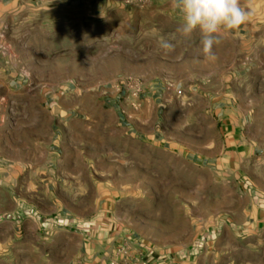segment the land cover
Listing matches in <instances>:
<instances>
[{
    "label": "crops",
    "instance_id": "obj_1",
    "mask_svg": "<svg viewBox=\"0 0 264 264\" xmlns=\"http://www.w3.org/2000/svg\"><path fill=\"white\" fill-rule=\"evenodd\" d=\"M241 4L252 16L239 29L221 36L220 44L214 46L216 59L209 61L203 56L199 31L187 38L177 31L182 16L171 7V0H154L146 9L129 7L125 0H0V100L7 102L0 101V245L40 238L44 217L63 209L72 215H86V211L80 209L85 198L80 192L81 178L86 173H95L93 167L97 160L88 152L86 141L88 131L96 123L86 121L84 107L49 105L46 103L48 94L43 90L26 87L25 71L36 72L29 66L32 62L24 60L26 54L21 39L29 34L34 40H46L45 46L35 47L38 59L35 62L40 65L44 64L41 57L50 60L56 41L61 42L62 48H71L77 38L79 49L122 43L128 50H137L126 55L132 66L128 69L116 67L113 57L94 59V68L87 67L86 57L82 56L85 65L82 80L121 81L133 77L157 83L147 86L138 108L117 99L113 90H107L104 96L109 102L107 113L111 121H100L109 130L107 137H119V142L131 145L136 143L147 152L151 147L163 150L169 146L196 155L194 150L167 133L166 113L172 105L165 104L166 82L178 80L177 86L193 97L216 96L221 98L219 103H228L226 98L230 93L225 76L209 72L208 67L230 62V44L234 50L264 48V0H241ZM72 6H79L77 16L83 22L80 28H55L49 23L58 8L69 11ZM90 8L102 14H92ZM120 14L127 25L142 28H117L118 21L106 22L105 28H81L88 18L110 20ZM32 20L36 21L34 26L29 23ZM161 39L173 43L174 51L165 54L158 48ZM153 57L167 65H183L185 74L178 79L165 73L152 74ZM99 64L101 69H97ZM263 78L264 74L258 73L259 91L264 88L259 84ZM9 102H13L15 111L10 110ZM201 110L206 113L212 110L220 115L219 121H215L222 146V157L218 158L229 163L222 168L221 175L233 179L228 181L239 180V187L245 189L240 204L236 203L232 190L217 198L215 216L225 219L224 229L207 264H264V119L261 117L264 103L258 100V122L250 116L256 109L245 105L210 103ZM72 115L75 117L71 118ZM205 146L211 151L216 142H206ZM133 154V148L126 151L127 158ZM88 160L94 164H88ZM251 163L258 170V179H254L256 198L246 189L245 181L240 180L251 176ZM58 235L76 244L81 242L79 245L83 247L84 238L77 233L60 231ZM69 246L60 244L61 248Z\"/></svg>",
    "mask_w": 264,
    "mask_h": 264
},
{
    "label": "rangeland",
    "instance_id": "obj_2",
    "mask_svg": "<svg viewBox=\"0 0 264 264\" xmlns=\"http://www.w3.org/2000/svg\"><path fill=\"white\" fill-rule=\"evenodd\" d=\"M78 9L79 6H72L69 11L58 8L49 23L55 28H80L83 22L77 16ZM90 11L102 14L94 8ZM114 21H118L117 28H142L127 25L121 14L110 20L88 18L81 28H105L106 22ZM29 23L34 26L36 21ZM20 44L26 54L24 60L32 62L29 66L36 72L25 71L26 87L43 90L48 94L46 103L49 105H82L86 121L96 123L88 131L86 141L88 152L97 160L93 167L95 173H86L81 178L80 192L85 198L80 209L86 211V215H72L63 209L53 216L44 217L40 238L31 237L21 243L12 241L9 245H0V264H207L209 254L216 249L224 229L225 219L215 216L217 198L232 190L236 203L240 204L245 189L239 187V180L228 181L233 179L221 175L222 168L229 163L218 158L222 157V146L215 121H219L220 115L201 109L210 103L254 107L256 111L250 116L258 122V100L264 103V95L260 94L264 93V88L258 90V73L264 74V63H260L264 62V48L234 50L230 44V62L208 67L209 72L225 76V85L230 93L226 98L228 103H219L221 98L216 96L193 97L177 86L178 80L166 82L165 104L172 105L166 113L167 133L194 150L197 153L194 155L169 146L163 150L151 147L147 152L136 143L131 145L130 142H119V137H107L109 130L100 123L101 120L105 123L111 121L107 113L109 102L104 96L107 90H113L117 99L132 107L133 101L117 94L121 81L82 80L81 72L85 66L82 56L86 57L83 58L87 67L94 68V59L113 57L116 67L128 69L132 66L128 64L126 55L137 50H128L122 43L79 49L77 38L71 48H62L61 42L56 41L51 50L52 57L49 61L41 57L44 64L40 65L35 62L38 60L35 47L45 46L46 40H34L28 34ZM152 62L151 72L156 76L165 73L178 79L185 74L183 65H167L155 57ZM101 68L99 64L97 69ZM143 82L146 89L157 84L154 80ZM260 83L264 85V78ZM176 90H181L182 95L177 96ZM160 95L162 97V92ZM142 101L140 98V106ZM11 103L10 110L15 111ZM188 105L193 107L186 108ZM160 117L162 119V111ZM261 117L264 119V113ZM209 141L216 142L211 151L205 148ZM131 148L134 154L127 158L126 151ZM116 150L119 153L116 154ZM88 164L93 165L94 162L88 160ZM249 168L251 176L240 180L245 181L246 189L256 198L258 191L254 179H258V170L254 163ZM60 231L79 234L84 238L83 247L79 245L81 242L76 244L74 240L60 237ZM215 231L217 237L212 238ZM61 242L70 246L61 248ZM201 243L205 245L200 249Z\"/></svg>",
    "mask_w": 264,
    "mask_h": 264
},
{
    "label": "clouds",
    "instance_id": "obj_3",
    "mask_svg": "<svg viewBox=\"0 0 264 264\" xmlns=\"http://www.w3.org/2000/svg\"><path fill=\"white\" fill-rule=\"evenodd\" d=\"M171 7L180 12L182 22L177 31L185 38L199 31L203 56L214 61V46L221 36L246 24L252 12L242 6L241 0H171ZM158 48L165 54L174 51L175 45L161 39Z\"/></svg>",
    "mask_w": 264,
    "mask_h": 264
},
{
    "label": "built area",
    "instance_id": "obj_4",
    "mask_svg": "<svg viewBox=\"0 0 264 264\" xmlns=\"http://www.w3.org/2000/svg\"><path fill=\"white\" fill-rule=\"evenodd\" d=\"M154 0H125V4L129 7H135L140 9H146L152 5ZM146 91V86L143 81L128 77L121 80L120 85L117 87V94L120 98L133 101V107L138 108L140 106V98ZM176 95L181 96L182 91L176 90ZM212 238L217 237V232H213ZM205 243H201L198 248H203Z\"/></svg>",
    "mask_w": 264,
    "mask_h": 264
}]
</instances>
